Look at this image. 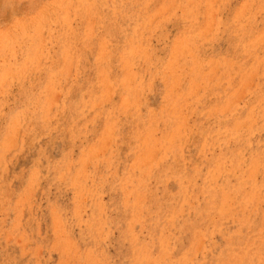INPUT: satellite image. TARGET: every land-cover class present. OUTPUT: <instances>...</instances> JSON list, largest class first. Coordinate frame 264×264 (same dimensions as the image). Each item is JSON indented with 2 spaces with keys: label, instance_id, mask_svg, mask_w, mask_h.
Segmentation results:
<instances>
[{
  "label": "rangeland",
  "instance_id": "obj_1",
  "mask_svg": "<svg viewBox=\"0 0 264 264\" xmlns=\"http://www.w3.org/2000/svg\"><path fill=\"white\" fill-rule=\"evenodd\" d=\"M0 264H264V0H0Z\"/></svg>",
  "mask_w": 264,
  "mask_h": 264
}]
</instances>
